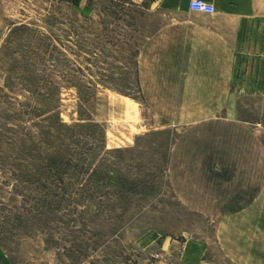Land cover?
<instances>
[{
	"label": "rangeland",
	"instance_id": "obj_1",
	"mask_svg": "<svg viewBox=\"0 0 264 264\" xmlns=\"http://www.w3.org/2000/svg\"><path fill=\"white\" fill-rule=\"evenodd\" d=\"M154 3L0 0L12 264H264V95L181 107L140 83L139 54L169 17Z\"/></svg>",
	"mask_w": 264,
	"mask_h": 264
},
{
	"label": "crops",
	"instance_id": "obj_2",
	"mask_svg": "<svg viewBox=\"0 0 264 264\" xmlns=\"http://www.w3.org/2000/svg\"><path fill=\"white\" fill-rule=\"evenodd\" d=\"M204 1L214 14L191 10V0H155L156 10L169 17L155 20L139 54L140 83L179 92L173 105L181 107H227L232 94L264 95V0ZM191 91L207 93L183 102L181 93ZM186 246L191 260L206 252L204 243ZM0 264H12L1 247Z\"/></svg>",
	"mask_w": 264,
	"mask_h": 264
},
{
	"label": "built area",
	"instance_id": "obj_3",
	"mask_svg": "<svg viewBox=\"0 0 264 264\" xmlns=\"http://www.w3.org/2000/svg\"><path fill=\"white\" fill-rule=\"evenodd\" d=\"M190 9L208 15L215 13L214 5L204 0H191Z\"/></svg>",
	"mask_w": 264,
	"mask_h": 264
}]
</instances>
